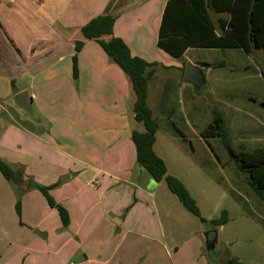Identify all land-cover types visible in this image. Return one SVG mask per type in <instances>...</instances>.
Here are the masks:
<instances>
[{
  "label": "crops",
  "instance_id": "1",
  "mask_svg": "<svg viewBox=\"0 0 264 264\" xmlns=\"http://www.w3.org/2000/svg\"><path fill=\"white\" fill-rule=\"evenodd\" d=\"M166 2L0 0V156L34 182L53 185L50 194L69 214V224L64 227L59 211L38 188H17L0 172V264L220 262L223 251L218 257L206 253V223L185 208L164 180L156 181L137 164L131 134L143 131L144 125L135 119L131 81L96 40L82 34V27L93 18L113 16V36L122 38L133 55L155 63V73L161 67L168 72L167 67L173 65L165 66L162 59L166 61L170 55L157 46ZM79 40L84 45L78 53V78L72 82V57ZM192 48L175 58L181 62L174 65V75L155 85L151 80L148 104L159 123L155 152L200 207L189 186L188 175L193 172L187 165L185 174L175 159L186 158L189 146L193 151L195 147L171 145L166 136L172 132L159 120L168 98L179 100L181 91L185 105L196 113L198 101L192 93L186 94L191 83L184 79L182 70V61ZM26 89L30 90L33 117L14 103L15 95ZM245 115L247 118L234 122L231 117L230 121L241 132L256 126L264 130V110ZM194 121L196 125L186 121V126L198 128V120ZM191 133L197 135L198 130L184 132L181 128L172 136L192 144ZM237 146L233 149L264 148ZM229 189L238 208L246 213L242 207L246 202L239 192L242 186L232 182ZM226 210L230 218L231 211ZM262 213L264 216V206ZM225 225L217 227L219 237H226ZM231 253L245 264H264L261 251L252 262L240 249Z\"/></svg>",
  "mask_w": 264,
  "mask_h": 264
},
{
  "label": "trees",
  "instance_id": "2",
  "mask_svg": "<svg viewBox=\"0 0 264 264\" xmlns=\"http://www.w3.org/2000/svg\"><path fill=\"white\" fill-rule=\"evenodd\" d=\"M214 14L217 15L216 19ZM114 22L113 16L99 15L82 27V34L85 39L96 40L131 81L136 96L135 119L144 125L143 131L134 130L131 134L136 148L137 164L156 181L164 180L185 208L202 222H210L213 228L226 224L229 220L226 209L222 210L219 217L210 221L202 216L200 207L188 188L178 177L168 173L164 159L155 152L159 123L148 104V88L154 77L155 63L133 55L122 38L113 36ZM107 35H111L108 40L103 38ZM83 45V41L75 42V53L72 57L75 79L79 73L78 53ZM157 46L174 58H181L190 47L236 48L247 54L254 50L264 51V0H167L161 17ZM219 65L222 64L213 67ZM261 74L264 80V72ZM202 88L195 86L196 90ZM213 114L209 127L206 126L201 135L204 138L218 136L221 139L230 160L240 172L246 174L250 189L258 195L264 206V148L249 151L233 149L225 118L217 108ZM20 171L23 172L22 169L16 171L0 156V172L7 179L14 181ZM30 184L43 193L51 207L57 208L63 226L67 227L69 214L50 194L53 185H41L33 180H30ZM19 207L18 203V212ZM225 264L245 263L236 257H229Z\"/></svg>",
  "mask_w": 264,
  "mask_h": 264
},
{
  "label": "rangeland",
  "instance_id": "3",
  "mask_svg": "<svg viewBox=\"0 0 264 264\" xmlns=\"http://www.w3.org/2000/svg\"><path fill=\"white\" fill-rule=\"evenodd\" d=\"M216 17L217 15L214 14L215 19ZM186 58L187 60L185 59L182 63H189L188 60H191V63L200 64L207 69V82L203 88L196 90L194 85L189 84L188 91H186L187 95L189 93L195 95L196 101H198L194 109L196 113L191 111L189 105H185V102H183L184 95L181 91L178 92L179 100L174 97L168 98L166 111L159 114L160 124L164 125L166 123L172 134L179 133L181 128L184 132L198 130L197 135L190 134L192 144L190 142L186 144L179 137L175 138L172 134H167L166 138L171 145H194L195 147L193 151L189 146V152H185L188 159L184 158L185 156L183 159H186L187 162L183 161L180 156L178 158L173 157L178 160V165L183 168L185 174H188L189 170L193 172V174L188 175L190 178L189 186L195 192L201 211L208 217V221H210L209 218L219 217L223 209L231 211L224 230L226 237L222 234L220 236L223 247V254L219 259L220 263L225 264L227 258L234 257L230 256L231 252L237 249H240L247 260L252 262V260L255 261V258L257 259L259 251L264 256L262 201L250 189L246 181V174L240 172L235 164L229 160L221 139L218 136L204 138L200 134L212 121L214 109L217 108L225 118L226 127L235 147L245 145L251 149L264 146V130L262 128L250 127L248 129L251 130L241 132L240 127L230 121L231 117L234 118L235 122L239 118H247L246 113L253 112L255 115L256 111L264 110V80L261 74L262 71L264 72V52L254 50L251 54H247L242 49L236 48H192ZM162 60L165 66H173L167 67L170 74L164 71L162 67L157 68L156 76L154 75L152 79L154 85L164 80L165 76L171 77V75H174L177 72L174 65L181 62V59H175L172 56H169L166 61ZM202 61L211 66L204 65L201 63ZM220 63L222 65L213 67ZM227 78L230 79L225 80ZM73 81L77 80L74 78ZM69 101L71 102L70 98ZM195 118L198 120V128L192 129L191 126L188 128L186 121L188 123L193 121L196 125ZM208 152L211 157H207ZM216 155L219 156L220 160L216 158ZM198 159H200L199 163ZM213 162L217 163L218 166L214 165ZM187 165H189V170L186 169ZM173 172H176V170L173 169ZM15 178L17 180H11L15 187L21 189L32 188L30 184L32 179L22 171ZM232 182L236 183L237 186H242L243 191L239 190V192L244 197L243 202H246V205H242L246 213L238 208L235 202L237 201L236 196L231 195L229 188ZM205 225L208 230L212 228L210 222H206ZM229 241L232 242L231 245L228 243Z\"/></svg>",
  "mask_w": 264,
  "mask_h": 264
},
{
  "label": "water",
  "instance_id": "4",
  "mask_svg": "<svg viewBox=\"0 0 264 264\" xmlns=\"http://www.w3.org/2000/svg\"><path fill=\"white\" fill-rule=\"evenodd\" d=\"M184 79L200 89L207 82V69L204 68V66L189 62L184 68ZM14 103L29 116L33 117L35 115L29 89L15 95ZM18 174H20V172ZM203 238L207 254L218 257L222 253L218 228L206 230L203 233ZM217 264L221 263L219 262Z\"/></svg>",
  "mask_w": 264,
  "mask_h": 264
}]
</instances>
